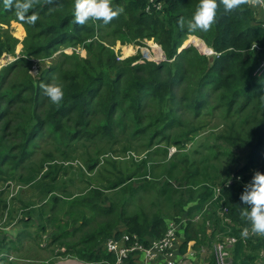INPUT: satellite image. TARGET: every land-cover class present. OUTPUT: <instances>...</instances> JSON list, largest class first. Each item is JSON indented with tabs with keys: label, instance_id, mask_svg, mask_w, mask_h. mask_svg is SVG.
<instances>
[{
	"label": "trees",
	"instance_id": "obj_1",
	"mask_svg": "<svg viewBox=\"0 0 264 264\" xmlns=\"http://www.w3.org/2000/svg\"><path fill=\"white\" fill-rule=\"evenodd\" d=\"M154 1L159 9L145 12L144 0H0V23L17 21L25 31L20 57L0 68V183L19 188L7 209L0 201V218L6 209L5 223L20 224L25 230L21 238L30 237L26 229L36 223L33 237H49L50 258L113 264L114 256L104 249L106 239L132 234L146 247L172 222L176 224L177 256L186 252L190 242L195 260L216 264L215 245L231 238L234 242L227 248L225 264H257L264 259V120L250 134L248 158L232 171L222 169L216 161L215 147L203 146L201 139L193 141L196 129L182 133L179 139L172 132L186 128L185 115L197 118L207 106V92L216 93L226 116L233 110L241 113L254 100H264V70L254 75L264 64V21L253 17L246 0ZM100 28L110 30L121 42L139 44L152 39L165 58L173 60L128 66L130 59L123 64L126 71H114L104 83L102 74L90 75L92 68L85 64L79 69L81 76L70 73L63 77V88L55 95L40 88L42 77L32 80L25 74L23 66L30 58L47 57L67 43L100 42ZM187 36L200 39L212 55H200L196 62L190 48L177 53ZM1 54H12L2 38ZM103 62L109 71L114 70L111 55L105 54ZM181 83L190 85L189 89L176 96ZM94 98L104 100L96 113L100 119L87 110ZM114 133L128 139L148 136L176 147L185 138L195 148L178 159L169 158L163 169L159 166L155 184L142 181L138 188L129 186L111 197L103 192H112L127 181H93L90 183L98 188L89 190L90 183L81 181L83 191H69L67 183L73 181H62L64 172L58 169L62 167L51 165L54 156L62 165L89 141L97 137L109 141ZM43 137V144H51L54 150L34 159L31 149ZM224 141L237 149L248 145L238 134L226 136ZM98 157L96 152L90 169L98 164L110 167ZM143 163L138 169L144 168ZM149 174L148 168L139 178ZM98 175L104 174L99 171ZM57 178L60 181H54ZM23 188L31 193L26 200L20 198ZM74 194L79 198L73 199ZM147 196L152 201L138 206ZM62 209L72 223L77 220L75 212L79 215L80 224L71 235L69 224L54 218V212ZM68 235L73 243H64ZM19 245V236L13 241L1 240L0 254L2 249L16 252ZM57 246L64 252L54 254ZM201 250L204 256H200ZM121 264H142L140 254H129ZM151 264L164 263L158 259Z\"/></svg>",
	"mask_w": 264,
	"mask_h": 264
},
{
	"label": "rangeland",
	"instance_id": "obj_2",
	"mask_svg": "<svg viewBox=\"0 0 264 264\" xmlns=\"http://www.w3.org/2000/svg\"><path fill=\"white\" fill-rule=\"evenodd\" d=\"M24 1L27 2L28 0ZM263 8L264 7L262 6L260 8L258 7L255 11L249 9L256 20L264 21ZM84 24L90 26V22L88 21H85ZM97 36L100 41L98 43L94 42L87 45L86 43L88 40L84 41L83 44L82 42L67 43L57 47L47 57L30 58L29 61H27V66H23L25 74L32 80H37L39 77H42L39 84L40 88L44 89L50 95H55L63 88V77L70 73L81 76L79 69L85 64L92 68V72L89 73L90 75L100 72L102 78H104L101 82L104 83L106 77H110L114 71H126V68L122 67L127 60L132 59L128 66L143 63L159 65L163 62L169 64L173 60V58L167 60L160 46L152 39H143L139 44H135L134 42L128 43L126 40L121 42L119 37L112 34L110 30L101 28L97 31ZM0 38L7 40L8 45L12 48V54L0 55L1 68L20 57L19 54L22 49V42L25 38V31L22 24L13 20H10L6 24L0 23ZM186 48L192 49V54L197 56L195 59L196 62H200V55L205 58L212 55L211 49L206 47L204 43L195 36H187L176 52L178 53L180 50ZM102 50L103 53L101 52ZM207 50H210L211 53L207 54ZM107 53L113 57L115 66L113 71L111 69L109 71L104 65L103 59ZM74 66L75 70H72ZM263 70L264 64L256 69L254 75L260 74ZM14 79H17V77ZM183 80L186 81V78H183ZM189 86L190 85L187 83H181L175 95L179 96L183 91L187 92ZM99 93L100 96L103 94V91ZM205 101L207 106L199 112L197 118H192V114L185 115L184 123L186 128L183 130H174L172 134L176 139H179V137H182V133H186V131L190 129H196V137L193 141L201 139L203 146L215 147L216 155H218L216 161L220 163L222 169H229V171H232L238 165H241L251 153V145L249 144L250 134L254 127L261 124L264 120V100H254L251 106L241 113L238 114V112L233 110L230 111L227 116L224 115V112L226 111L219 108L216 93L212 92V94L209 95V92H207ZM103 102L104 100L102 98H94L89 103L87 110L90 113L94 112L96 114L101 108ZM124 108L125 104L123 105V111ZM147 111L148 110H146V112ZM93 116L96 119L101 118L100 114ZM88 119L94 121L93 117H89ZM236 134L242 139H245V141H248V145H246L245 149H237L232 145L229 146V144L224 141L226 136H235ZM113 137L115 138L109 141L100 140L98 137L94 138L81 149V152H75V154H73L68 161L62 165H60L59 159L54 156L51 165L62 167L58 168L64 172L62 181H73L72 185L67 183L69 191L72 193L83 191L85 185L81 181L87 183L95 181L100 184L109 181H118L119 179L127 181V184H122L112 192L102 191L106 197H111L113 193H120L124 188L129 186H132L134 189L138 188L142 181H152V183L155 184V179L159 176V170L157 169L159 166L163 169L164 166L169 164V158L170 161L173 160L175 156L176 159H178L182 157L183 154L190 153L195 148L193 147L191 149L193 142L187 141L185 138H182L183 145L176 147L172 145L166 146L163 142L158 140H149L148 136H137L128 139L129 136L127 135L116 136L114 133ZM45 140L46 137H43L42 142L35 143L32 147L31 152L35 156L34 159L47 150H54L51 144H43ZM172 149L173 151H171ZM164 151H166V156H163ZM195 151H199V148H196ZM96 152L99 154L98 159H100V162L108 161L110 167H99L98 164L94 169L89 168L93 165L91 160ZM142 163L144 168L138 169ZM87 168H89V170ZM148 168L150 169V174L145 175L143 178H139V175ZM99 171H102L104 175L99 176ZM54 181H60V179L57 178ZM5 186H7V189L4 188ZM90 188L98 187H96L94 183H90L87 190ZM173 188H175L174 185ZM18 191L19 188L11 183H0V201L5 203L6 209L8 208L10 200L17 196L16 194ZM30 196V191L23 188L20 193V198L26 200ZM78 198L79 196L75 194L73 195V199ZM143 199L144 202L137 203L138 206L147 205V203H150L153 198L152 196H147ZM6 209L3 211V215L0 218V241H13L14 236H19L20 245L18 250H21L18 253V250L16 252L11 250L5 252L2 249V253L0 254V264H85L70 258H50L49 250H53V247L50 243L49 237L45 234L38 240L33 237L36 223H33L32 227L26 229L27 234L30 235V237L25 236L21 238L20 236L25 230L20 224L15 223V221L9 224L5 223ZM63 212V209L56 210L54 212V218L57 220L59 219L61 222H67L69 224L68 233L71 235V230L77 228L80 224L79 215L75 212L77 220L72 223L69 218L63 215ZM19 218L20 216H17L16 219ZM101 221H104V219L98 220L96 223ZM69 235L68 238L64 240V243L66 244L73 243V240L69 238ZM177 242L178 240H176L175 245ZM219 244H223L222 250L224 251V255L222 256V262L225 264V259L229 257L227 248L230 245L227 244L226 238ZM219 244H216L215 247ZM190 245L191 243L189 242L186 252L181 256H177L174 252V264H190L193 259L195 260V257L191 254L192 251L189 249ZM215 247L214 252L216 250ZM58 252L63 253L64 248L57 246V249L54 250L53 253L56 254ZM204 253V250H201L200 256H204ZM261 255H263L262 257L264 258V252L261 253ZM185 259L190 261V263H184L183 261ZM262 263H264V259L257 260V264Z\"/></svg>",
	"mask_w": 264,
	"mask_h": 264
},
{
	"label": "built area",
	"instance_id": "obj_3",
	"mask_svg": "<svg viewBox=\"0 0 264 264\" xmlns=\"http://www.w3.org/2000/svg\"><path fill=\"white\" fill-rule=\"evenodd\" d=\"M144 1L147 3L145 12H148V9L157 11L160 7V4L154 0ZM246 4L252 11L257 10L258 7H263L261 0H246ZM171 151H173V149ZM175 230V224L172 222L168 223L163 235L157 240L151 241L146 247L138 242L135 235L121 234L117 239H106L104 242V249L114 256L113 264H121L131 253H139L142 264H151L158 259L164 264H174ZM226 240L229 245L234 242L231 238ZM222 245L223 244H219L215 247L214 257L215 262L217 261L216 264H224V262H222V256L224 255Z\"/></svg>",
	"mask_w": 264,
	"mask_h": 264
},
{
	"label": "crops",
	"instance_id": "obj_4",
	"mask_svg": "<svg viewBox=\"0 0 264 264\" xmlns=\"http://www.w3.org/2000/svg\"><path fill=\"white\" fill-rule=\"evenodd\" d=\"M188 254V253H187ZM190 255V254H189ZM189 255H187V256H189ZM184 263H190V261H188L187 259H185L184 261H183ZM182 264V263H181ZM190 264H202V263H200V260H192V263H190Z\"/></svg>",
	"mask_w": 264,
	"mask_h": 264
},
{
	"label": "water",
	"instance_id": "obj_5",
	"mask_svg": "<svg viewBox=\"0 0 264 264\" xmlns=\"http://www.w3.org/2000/svg\"><path fill=\"white\" fill-rule=\"evenodd\" d=\"M184 48V47H183ZM211 53V51L210 50H208V53L207 54H210Z\"/></svg>",
	"mask_w": 264,
	"mask_h": 264
}]
</instances>
